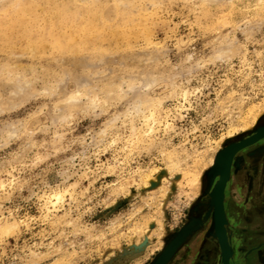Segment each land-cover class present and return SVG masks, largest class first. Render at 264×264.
I'll return each instance as SVG.
<instances>
[{"label": "rangeland", "instance_id": "obj_1", "mask_svg": "<svg viewBox=\"0 0 264 264\" xmlns=\"http://www.w3.org/2000/svg\"><path fill=\"white\" fill-rule=\"evenodd\" d=\"M262 128L264 0H0V264H264L253 171L214 221Z\"/></svg>", "mask_w": 264, "mask_h": 264}, {"label": "flooded vegetation", "instance_id": "obj_2", "mask_svg": "<svg viewBox=\"0 0 264 264\" xmlns=\"http://www.w3.org/2000/svg\"><path fill=\"white\" fill-rule=\"evenodd\" d=\"M237 156L239 157L238 159ZM261 158H264V140L263 141H259L257 143H255L252 146L249 147H245L241 150H239L235 157L233 158L231 167H230V175L234 177H236V174L238 175L237 178H239V180L242 178L244 179V176L246 175L247 171H253L252 173V177H254L255 179L252 180L253 181V190H252V200L251 201H247L248 203H246V205H242L240 207H238V215L236 217V219L238 221H244V222H255L256 218H257V210L261 208V206H264V181L260 180V174L264 175V166H260L259 165V161ZM237 160V161H236ZM237 162L238 165V169L236 171L235 169V163ZM251 165H253L251 167ZM253 169V170H252ZM258 172V174L256 173ZM257 174V175H256ZM257 178H256V177ZM238 191L239 193H246L247 191H242L241 187L238 186ZM246 196V195H245ZM227 190H224V197H223V204H224V210L227 216V223L230 221H232L233 219H235L234 215H233V211H231L230 206L227 203ZM245 199V197L243 198ZM206 224H204V226H207L208 221L205 222ZM231 232V231H230ZM229 232V244L233 251L235 250L236 253H234L235 255H238V253H240V249H241V243L239 241V238L231 235ZM211 239L215 242V248L218 250V243L217 241L212 238V236L210 235L209 237H207L206 239H199L197 241V248H195L194 253H203V249L204 247L207 246L208 242L211 241ZM212 243V242H211ZM208 247H210V245H208ZM208 247L206 248L208 250Z\"/></svg>", "mask_w": 264, "mask_h": 264}, {"label": "water", "instance_id": "obj_3", "mask_svg": "<svg viewBox=\"0 0 264 264\" xmlns=\"http://www.w3.org/2000/svg\"><path fill=\"white\" fill-rule=\"evenodd\" d=\"M260 139H264V128L262 129H258L253 135L246 137L244 139H242L241 141L233 144L232 146L225 148L223 150H225L223 152V150L221 152H219V159H218V171H219V175H220V179L222 184H220V187L218 188V190L216 191L215 195H214V221H215V227L218 233V238H219V244L226 246V241H224V239L221 236V231L224 227V225L227 223V221L222 222L221 224H219L218 220H217V207H218V201H219V197H220V204L221 207L222 205V200L224 197V180L228 179L229 175H230V167L232 164V160L234 158V155L241 149L257 142ZM178 243V242H177ZM176 247V243H172V245H170L166 251L163 253V255L161 256V258L158 259V261L156 262V264H164L168 258L170 257V255L174 252ZM226 259H223V261H225Z\"/></svg>", "mask_w": 264, "mask_h": 264}, {"label": "bare ground", "instance_id": "obj_4", "mask_svg": "<svg viewBox=\"0 0 264 264\" xmlns=\"http://www.w3.org/2000/svg\"><path fill=\"white\" fill-rule=\"evenodd\" d=\"M254 119V118H253ZM253 122V121H252ZM246 126V125H245ZM253 135V134H252ZM251 136V135H250ZM232 146V145H231ZM225 151V150H224ZM223 151V152H224ZM236 155V154H235ZM234 155V156H235ZM233 161V160H232ZM197 177V176H196ZM195 181H197V178H195ZM196 183V182H195ZM194 183V184H195ZM222 207H221V204H220V197H219V201H218V207H217V220L219 222V224H221L222 222H225L227 221V216H226V213H225V210H224V204H223V200H222ZM224 253V251L222 252Z\"/></svg>", "mask_w": 264, "mask_h": 264}, {"label": "crops", "instance_id": "obj_5", "mask_svg": "<svg viewBox=\"0 0 264 264\" xmlns=\"http://www.w3.org/2000/svg\"><path fill=\"white\" fill-rule=\"evenodd\" d=\"M263 166H264V163L262 164V167H263ZM256 173L258 174V172H256ZM257 174H256V175H257ZM260 179L264 181V175H263V174H262V175L260 174Z\"/></svg>", "mask_w": 264, "mask_h": 264}]
</instances>
